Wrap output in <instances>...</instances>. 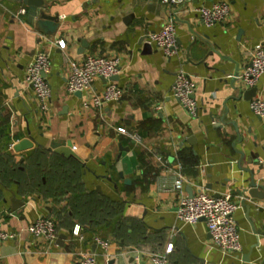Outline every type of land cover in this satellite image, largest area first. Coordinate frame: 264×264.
Returning <instances> with one entry per match:
<instances>
[{
	"label": "crops",
	"instance_id": "0c3cea01",
	"mask_svg": "<svg viewBox=\"0 0 264 264\" xmlns=\"http://www.w3.org/2000/svg\"><path fill=\"white\" fill-rule=\"evenodd\" d=\"M220 1L228 2L229 14L205 26L195 8ZM43 4L58 16L53 34L29 20L26 5L0 0L1 229L17 234L0 241V264H76V253L86 250L96 254L97 264H149L142 253L163 250L168 242L172 264H264V119L250 110L253 98L264 99V77L252 87L253 96L236 78L251 48L264 41V0ZM169 13L175 14L177 49L167 57L145 37L158 32ZM39 51L51 65L46 109L24 82ZM88 55L121 61L113 80L120 99L101 109L83 102L91 91L101 92L103 80L87 93L66 90L70 63ZM178 71L194 82V118L172 96ZM22 140L31 147L17 152ZM54 143H64L75 157L52 149ZM200 192L229 193L237 202L239 253L214 248L203 221L190 225L175 218L178 200ZM40 216L55 221L53 243L26 232ZM95 237L109 243L106 250Z\"/></svg>",
	"mask_w": 264,
	"mask_h": 264
},
{
	"label": "built area",
	"instance_id": "2783aa9c",
	"mask_svg": "<svg viewBox=\"0 0 264 264\" xmlns=\"http://www.w3.org/2000/svg\"><path fill=\"white\" fill-rule=\"evenodd\" d=\"M185 1L161 0L166 7L177 6ZM229 11V4L226 1L213 3L210 6H199L194 10L205 26L221 23ZM174 16L169 13L163 27L158 32L150 33L145 37L146 44L162 50L167 57L172 56L177 49ZM56 45L60 49L65 47L62 40L57 41ZM120 62V58L116 55H88L80 63L71 62L69 76L66 80L67 92L70 94L87 93L92 90L95 81L103 80L105 84L101 92L97 94L91 91L89 100L84 101L83 106L86 108L93 105L101 109L108 103L117 102L120 99L121 90L111 78L119 75ZM50 68L49 55L39 51L34 54L24 74V82L31 86L41 109L47 108L50 99V86L47 80ZM262 76L264 77V41L258 42L251 48L248 63L236 78L247 88H252ZM193 91L194 82L183 71H178L174 77L172 96L188 115L194 118L197 116L198 105L193 97ZM250 110L254 116L264 119V99L253 98L250 101ZM116 131L135 143L141 142L136 133L124 128H117ZM240 199L243 198L240 196ZM237 208V202L229 193L213 196L200 192L191 197H181L176 204L174 216L184 224L191 225L203 221L214 248L225 254H237L240 251L239 229L234 219ZM1 222L2 215L0 214V241L14 240L17 234L2 230ZM26 232L33 239L42 238L48 243H53L57 239L55 221L47 216L36 218L27 226ZM75 235H78V230ZM93 241L103 250H106L109 245L107 241L98 237H95ZM172 248V242H168L163 250L144 252L141 258L146 259L149 264H172L169 259ZM76 264H97L96 254L87 250L79 251L76 253Z\"/></svg>",
	"mask_w": 264,
	"mask_h": 264
},
{
	"label": "water",
	"instance_id": "95a60500",
	"mask_svg": "<svg viewBox=\"0 0 264 264\" xmlns=\"http://www.w3.org/2000/svg\"><path fill=\"white\" fill-rule=\"evenodd\" d=\"M17 2L22 3L28 7L29 20L32 21L33 19H36V25L38 26V28H40L41 30H43L48 34H53L56 31L58 27V16L57 15L51 16L46 13V11L43 8L44 6L43 0H17ZM146 47L148 46L146 45ZM116 79L117 76L111 78V80H116ZM248 92L253 96L255 94V88H251ZM30 147H31V142H29L28 140H22L14 146V150L20 152ZM51 148L58 152H62L65 156L70 155L75 157V154L70 149L65 147L64 143H59V144L54 143L51 145ZM254 189L255 188L249 190L248 193L250 196H254L255 193ZM11 202L14 204L15 203L18 204L17 199L15 198H13ZM21 206L22 204L20 203L19 206L15 207V209ZM60 238L63 239L64 236H60Z\"/></svg>",
	"mask_w": 264,
	"mask_h": 264
}]
</instances>
